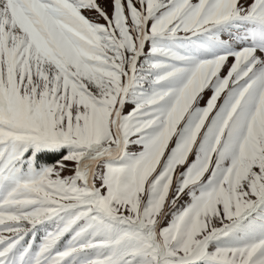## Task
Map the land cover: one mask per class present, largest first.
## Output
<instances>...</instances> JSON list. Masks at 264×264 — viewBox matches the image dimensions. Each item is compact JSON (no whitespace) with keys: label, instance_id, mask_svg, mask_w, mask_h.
<instances>
[{"label":"snow or ice","instance_id":"obj_1","mask_svg":"<svg viewBox=\"0 0 264 264\" xmlns=\"http://www.w3.org/2000/svg\"><path fill=\"white\" fill-rule=\"evenodd\" d=\"M0 264H264V0H0Z\"/></svg>","mask_w":264,"mask_h":264},{"label":"rangeland","instance_id":"obj_2","mask_svg":"<svg viewBox=\"0 0 264 264\" xmlns=\"http://www.w3.org/2000/svg\"><path fill=\"white\" fill-rule=\"evenodd\" d=\"M101 3H103V0H101ZM86 15H94L92 13H86Z\"/></svg>","mask_w":264,"mask_h":264}]
</instances>
